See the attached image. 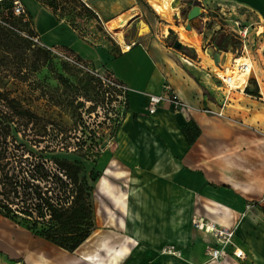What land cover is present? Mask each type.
Masks as SVG:
<instances>
[{"label":"crops","instance_id":"crops-1","mask_svg":"<svg viewBox=\"0 0 264 264\" xmlns=\"http://www.w3.org/2000/svg\"><path fill=\"white\" fill-rule=\"evenodd\" d=\"M20 2L44 45L67 48L94 68L109 70L130 92L108 152L119 175L106 171L94 185L95 227L89 237L69 252L6 225L0 215V264H213L207 247L214 239L192 225L194 217L237 223L234 245L226 248L229 257L215 264H264V132L256 134L226 121L223 114L203 111L223 108L224 113L226 102L215 103L218 87L201 68L204 64L167 43L171 24L134 0H89L97 20L107 26L106 20L116 18L123 30L120 40L101 34L94 38L67 21L57 2ZM192 2L189 10L198 5L208 20L215 13L264 25V0ZM189 23L194 33L202 29ZM165 82L190 108L174 112L161 104L154 114H146L148 95L159 94ZM220 90L225 96L223 86ZM189 121L199 128L192 144L181 132ZM108 177L124 178V188ZM167 248L176 253H166ZM234 249L244 256L234 257Z\"/></svg>","mask_w":264,"mask_h":264},{"label":"rangeland","instance_id":"rangeland-1","mask_svg":"<svg viewBox=\"0 0 264 264\" xmlns=\"http://www.w3.org/2000/svg\"><path fill=\"white\" fill-rule=\"evenodd\" d=\"M13 1L5 0L0 3V14L8 16L7 20L10 23L27 34L33 32L28 17L15 16L13 13L11 15ZM44 1L48 2V0ZM83 1L87 4H85L87 8L91 6L89 0ZM156 1L158 0H150V5L148 0H134L141 7H150L151 9H154L153 4ZM166 1L168 0H161L163 4ZM55 2L60 7L59 9H65L67 21L81 26L85 30L84 33L90 34L94 38H99V34L110 39L112 36L118 39L122 38L123 31L116 18H110L112 19H109L110 21L106 20L104 23L108 21L107 27L106 24L101 23L99 18L98 20L95 18L91 10L83 6L81 0H55ZM192 4V0H176L174 7L171 8L168 4V12L165 15L158 14L155 9V11L152 10L165 23L172 26V32L170 31L171 33L167 37L169 45L172 46L175 40L181 41L180 29L190 31L197 37L198 47L181 41L184 47L180 51L188 59H194L196 64H204L203 66L200 65L201 68L210 74L214 84L218 87L214 90V100L219 106L223 104L225 96L220 90V86L223 85L217 74L224 73L222 71L225 69L226 61L230 63L233 58L240 55L251 59L259 81L253 71L246 78L245 83H240L241 78L237 74L226 73L235 76V84L238 83L239 86L235 85V89L231 90L226 101L223 118L232 124L251 128L256 134L261 135L264 132V30H262L264 25L256 27L253 24L250 35L254 41L247 46V51H242L241 46L235 50L229 48L221 51L219 63L215 64L211 53L218 49L214 47L210 49L214 32L232 28L235 18L225 19L226 17L222 15L218 18L215 13H211L209 15L210 20H208L202 15H197L191 20V24L194 22L195 27H202V29H195L194 33L185 27L188 22L186 13ZM108 28L116 32L117 35ZM261 30L260 34L256 33ZM26 33L24 34L27 35ZM40 48L44 47L36 44L30 45L24 51L21 63L19 60L22 50L12 46L6 55L9 61L6 62V65L1 66L3 71L0 76L3 77L1 81L3 89L18 99L24 108L30 109L37 115L33 123L27 125H24V119H18L19 131L16 133L18 141L28 147L35 155H44L47 159L64 157L69 160H77L80 162L85 176L88 179L91 177L94 179V185L106 171L108 174L118 176L119 166L109 157L108 152L115 143L116 133L120 125H112L109 122L114 120V113H117V109L110 107L109 104L108 106L105 105L106 90L94 77L64 62L47 51L46 48L44 49L48 53ZM250 79L255 80L259 96H253L244 91V84L250 89L253 88ZM223 89L225 90L224 86ZM209 114L214 115V113ZM93 137L98 139V145L102 151H95L92 148L90 141ZM48 167L53 174L58 173L51 160ZM108 181L123 188L126 182L124 178L117 180L112 177H108ZM50 184L54 187L53 191L57 193L54 178L50 180ZM249 209L250 206L246 205L245 210ZM4 219L6 225L30 232L26 229L25 222L18 221L15 223L9 219ZM236 224L220 223L222 226H232L234 229ZM213 239L214 244L218 242L214 237ZM232 245H234L233 238L231 245L228 246ZM227 256L229 257V254L226 251L224 258Z\"/></svg>","mask_w":264,"mask_h":264},{"label":"trees","instance_id":"trees-1","mask_svg":"<svg viewBox=\"0 0 264 264\" xmlns=\"http://www.w3.org/2000/svg\"><path fill=\"white\" fill-rule=\"evenodd\" d=\"M53 2L55 0H48V3ZM82 4L86 7L83 1ZM12 7L13 4L11 15ZM7 19L8 16L0 14V73L3 71L1 66L9 61L6 55L12 46L22 50L19 60L22 63L24 51L34 45L22 35L26 32ZM239 46V40L224 31L216 32L212 39V47L219 51L235 50ZM2 79L0 76V215L15 223L25 222L26 229L33 235L73 252L95 227L94 179L85 176L77 160L47 159L44 155H35L18 141V119H24V125H27L33 123L37 115L3 89ZM249 81L253 88L245 86L244 91L259 96L255 80ZM181 132L187 143L192 144L199 135V128L189 121L182 126ZM50 160L58 173L53 174L49 169ZM52 178L57 193L50 184Z\"/></svg>","mask_w":264,"mask_h":264},{"label":"built area","instance_id":"built-area-1","mask_svg":"<svg viewBox=\"0 0 264 264\" xmlns=\"http://www.w3.org/2000/svg\"><path fill=\"white\" fill-rule=\"evenodd\" d=\"M83 1V0H82ZM12 7V13L15 16L27 17L26 9L24 5L20 2V0H14ZM84 2V1H83ZM86 4V3H85ZM87 5V4H86ZM253 27L252 23H242L238 20L234 21V26L224 31L236 39L239 40L242 51H247V46L252 44L254 39H251L250 31ZM264 30V29H262ZM257 33V32H256ZM25 37L29 38L33 44L40 45L46 48L49 52L59 57L64 62L70 64L71 66L79 69L80 71L89 74L94 77L99 84L106 90L105 91V105L110 107H114L117 109V113H114V120L108 119L112 125H119L125 117L128 96L130 92V88L127 84L119 80L112 72L106 69H96L89 62L85 61L77 54L72 52L67 48L56 47V46H46L44 45L39 36L34 33L31 36H27L22 33ZM132 44V43H131ZM129 45L124 46V48H128ZM220 79L222 85L225 88V100L227 101V97L231 92L230 87V79L227 76H223L217 74ZM246 84H244V87ZM161 104H167L174 112H182L188 110L190 107L186 104L175 92L172 86L165 82L162 85V90L159 94H149L148 101L146 105V114L151 115L154 114L157 108ZM222 109L220 111L215 112L211 109H203L206 113H216L218 115H222ZM111 114V113H110ZM108 122V123H109ZM93 140V141H92ZM90 141L92 148L95 151H102V148L98 145V139L93 137ZM192 225L199 229L203 230L209 234H211L218 242L212 246L207 247L208 254V262L209 263H217L220 259H223L226 256V248L228 245H231V240L234 235V227L232 226H222L219 223L215 222H204L201 219L194 217L192 219ZM166 253L175 254L176 251L172 248H167L164 250ZM232 255L236 258H241L244 256L243 252H238V249H234L232 251Z\"/></svg>","mask_w":264,"mask_h":264},{"label":"bare ground","instance_id":"bare-ground-1","mask_svg":"<svg viewBox=\"0 0 264 264\" xmlns=\"http://www.w3.org/2000/svg\"><path fill=\"white\" fill-rule=\"evenodd\" d=\"M168 4H170V6L172 8L176 4V0H172V1L168 0V1H166L165 4H163L161 2V0H158L153 4V7L158 14L165 15L168 12V7H167ZM120 34L122 35V32ZM179 36H180L181 41L183 43L191 44V45H194L195 47H198L199 41H198L197 37L195 35H193L190 31H183L182 29H180L179 30ZM224 66H225V69H224V71H222L224 73H221L220 75L229 77L231 90L235 89L236 86L238 87L239 84L238 83L235 84V76H232V74H226L227 72L237 74L238 77L241 78L240 83H245L246 78L250 76V73L252 71H254V73H255V71H256V68H255L253 62L251 61V59L246 57V56H243V55H240L236 58H233L230 63H227V61H226ZM256 74H257V72H256ZM257 79L259 81L258 76H257Z\"/></svg>","mask_w":264,"mask_h":264},{"label":"water","instance_id":"water-1","mask_svg":"<svg viewBox=\"0 0 264 264\" xmlns=\"http://www.w3.org/2000/svg\"><path fill=\"white\" fill-rule=\"evenodd\" d=\"M197 15H200V8L198 5H195L194 7H192L187 13H186V19L188 20L187 24H186V28L187 29H191V25L189 23V21H191L194 17H196ZM175 17V16H174ZM172 47L174 49L177 50H182L183 49V44H181L178 40H175L172 44ZM210 49H213L212 46H210ZM220 55H221V51L219 50H214L211 53V57L212 60L214 61L215 64L219 63L220 60Z\"/></svg>","mask_w":264,"mask_h":264}]
</instances>
